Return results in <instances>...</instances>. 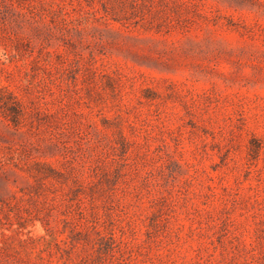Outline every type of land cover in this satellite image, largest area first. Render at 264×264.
<instances>
[{
	"label": "rangeland",
	"instance_id": "374dc122",
	"mask_svg": "<svg viewBox=\"0 0 264 264\" xmlns=\"http://www.w3.org/2000/svg\"><path fill=\"white\" fill-rule=\"evenodd\" d=\"M0 264H264V0H0Z\"/></svg>",
	"mask_w": 264,
	"mask_h": 264
}]
</instances>
